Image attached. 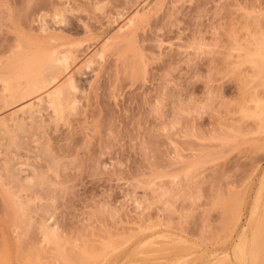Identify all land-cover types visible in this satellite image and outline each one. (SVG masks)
Segmentation results:
<instances>
[{"label":"rangeland","instance_id":"374dc122","mask_svg":"<svg viewBox=\"0 0 264 264\" xmlns=\"http://www.w3.org/2000/svg\"><path fill=\"white\" fill-rule=\"evenodd\" d=\"M143 1L0 0L1 78L43 49H73L77 63L103 49L89 66H77L78 105L69 119L54 124L45 112L48 127L30 124L17 149L0 131V264H37L32 254L62 264L68 253L86 246L99 253L108 241L115 243L102 264H144L134 247L150 236L175 247L152 264H189L176 255L188 246L201 257H190L194 264L228 255L230 264L241 263L232 258L239 230L228 217L247 196L246 224L264 172V121L254 101L264 100V81L251 61L260 58L248 54L264 38V0ZM58 9H65L63 21ZM136 11V22L120 31ZM2 85L6 124L30 97L9 101ZM42 140L57 163L35 151ZM8 163L23 177L42 165L50 185L26 190L7 177ZM44 220L61 237L64 261L44 241Z\"/></svg>","mask_w":264,"mask_h":264},{"label":"bare ground","instance_id":"6f19581e","mask_svg":"<svg viewBox=\"0 0 264 264\" xmlns=\"http://www.w3.org/2000/svg\"><path fill=\"white\" fill-rule=\"evenodd\" d=\"M145 1V0H144ZM143 1V2H144ZM145 3V2H144ZM155 3V1H154ZM158 3V2H157ZM150 4V3H149ZM151 5V4H150ZM103 7V5L101 6V8ZM65 9H58L55 13V18L57 19H62L63 21V18H64V11ZM138 10V9H137ZM144 11V10H143ZM45 14V13H44ZM45 16H47L45 14ZM44 17V16H43ZM139 17V11H136L135 14L131 15V16H127L125 19H124V23L122 25L119 26V30L120 31H124L125 29H128L130 28L137 20V18ZM54 18V17H53ZM42 19V18H41ZM44 20V19H43ZM45 24H43L44 26ZM118 27V25H117ZM43 28V27H42ZM42 30V29H41ZM43 30H46L45 28H43ZM261 35V33H260ZM257 34V36H260ZM263 35V34H262ZM264 36V35H263ZM252 37V36H251ZM255 37V36H254ZM252 38L253 40L255 38ZM259 38H262L260 41H259V45H255L256 42V39L254 40V47L255 46H258L255 47L254 49V52H250L248 53L250 56L251 54L253 55H257V57H259L260 59H255L254 58H251L253 60V65L254 67L257 69V73L260 74V75H257L258 78H260L259 76H261L262 78L261 81H264V38L261 36ZM116 39V38H115ZM258 39V37H257ZM53 40V39H52ZM107 42V39H105ZM114 40V39H113ZM250 40V39H249ZM115 41V40H114ZM110 42V40H109ZM108 42V43H109ZM250 42V41H249ZM253 42V41H251ZM102 44V43H101ZM248 44V43H247ZM252 44V43H250ZM25 43H24V47H25ZM79 45V44H78ZM106 45V44H105ZM253 45V44H252ZM23 46V44H22ZM65 46V45H64ZM63 46V47H64ZM68 46V45H67ZM108 46V45H107ZM246 46V45H245ZM66 47V46H65ZM251 47V46H250ZM250 47H247L248 49ZM67 48V47H66ZM75 48V47H73ZM62 49V48H61ZM59 50L58 48H47V49H43L41 51H38L37 53H35L34 55H31L29 57H26V59L24 57H22L23 59V62L22 65H20L21 63H19V61L21 60V56H24L22 53V55L19 57V61H18V65H20L16 70V66H14L15 68H12L14 69L13 71V75H9V77H5V78H1V81L3 83V88L4 90L8 93V99L9 101L11 100L12 102L13 101H17L16 104L18 103L19 100L17 99H25L27 98L28 96L30 97V102L24 106H20L18 109H16V111H14L12 114H11V117L9 119V123L6 122L3 123L4 121L1 119L0 120V131H4L3 133L5 134V136H7L6 138H9V140H11L12 142V145L14 147H16V149L19 147L18 143L20 142L19 141V138L22 136L21 133L23 134H26L28 131H27V128L28 126L31 124L33 125L34 127V124L36 125H41L40 126V129L42 127V129L44 130L45 127H48L49 123H53L54 124H57L59 123L60 121H64V120H67L69 119V116L75 111V107L76 105H78V98H77V92H79L80 88H79V85H78V79L76 77V72L79 71L78 69L80 67H82L84 64L89 66L90 63H93V58L96 56V55H99L100 54V57L102 56V51L101 53L100 52H97V51H93L94 53H91L90 55H88L87 57L83 58V60H81L79 63H77L75 60H77V58L75 59V56L73 55V52L71 50V53L70 51H65L63 52L64 50ZM94 49V48H93ZM251 49V48H250ZM253 49V47H252ZM24 51V50H23ZM22 51V52H23ZM27 51V50H26ZM25 52V51H24ZM28 52V51H27ZM26 53V52H25ZM75 53V52H74ZM27 55V54H26ZM252 55V56H253ZM86 56V55H85ZM17 57V56H16ZM79 58V57H78ZM25 59V60H24ZM95 59V58H94ZM97 60V58H96ZM12 61V60H11ZM25 61V62H24ZM8 63V62H7ZM17 64V60L15 62ZM14 63V64H15ZM24 63V64H23ZM74 63V66H72ZM15 64V65H16ZM80 64H83L82 66ZM95 64V63H94ZM17 65V66H18ZM80 65V66H78ZM79 68H78V67ZM77 67V68H76ZM85 70V68H84ZM9 72V70L7 71ZM263 79V80H262ZM263 85H264V82H262ZM1 91V90H0ZM4 91V92H5ZM2 93V91H1ZM1 95H5L4 94H1ZM7 95V94H6ZM3 97V96H2ZM255 101V104H256V107L258 109V112H256V115H258L259 117V120L261 123H263L264 121V100H257L256 98L254 99ZM8 102V101H7ZM6 102V103H7ZM11 102V103H12ZM10 103V104H11ZM9 104V105H10ZM12 105V104H11ZM260 110V111H259ZM47 112L49 115H50V122L46 120H44V113ZM245 114V113H244ZM255 114V113H254ZM49 122V123H48ZM9 124V125H8ZM264 124V123H263ZM262 124V125H263ZM30 125V126H31ZM32 127V126H31ZM50 127V126H49ZM38 128V127H37ZM46 129V128H45ZM49 129V128H48ZM42 131V130H41ZM31 133V132H30ZM42 133V132H41ZM46 133V132H45ZM44 133V134H45ZM3 134V135H4ZM29 134V133H28ZM46 135V134H45ZM28 136V135H27ZM25 137V136H24ZM8 140V141H9ZM19 141V142H18ZM44 141V140H42ZM10 142V141H9ZM14 143V144H13ZM9 144V143H8ZM38 145H40V149L38 148V150H35L37 151L38 153L40 152L41 155L44 156V158H46V160H50V162H52V164L54 163H57V157H55L56 155L54 154V152L52 151L53 149L50 148V145H49V141H44L42 143L39 144V142L37 143ZM10 145V144H9ZM37 145V146H38ZM13 147V149H14ZM21 147V146H20ZM12 148V146H11ZM10 150V149H9ZM36 152V153H37ZM35 153V152H34ZM36 155V154H35ZM38 155V154H37ZM41 157V156H40ZM43 158V157H42ZM11 161V160H10ZM22 161V160H21ZM13 162V161H11ZM27 162V161H26ZM18 163V162H17ZM15 163V164H17ZM20 164H22L20 161H19ZM25 163V162H24ZM25 166H27L26 164H24ZM34 163V162H32ZM6 164V162H5ZM15 164L14 165H11V163L8 165H6L5 167V170H6V173H7V177L10 176L12 178V180L14 181H17L18 183H20L23 187L27 188L26 190H34L36 191V189H39L42 190V189H45L46 186L49 184L50 185V182L51 180L49 181V176H47L45 174V172H43V170L41 171V167L38 165V166H32L33 167V171H32V174L31 175H27L25 177L22 176L23 173L20 174V172H22L21 169L18 170L19 173H17L15 170ZM28 164V163H27ZM31 164V163H30ZM29 164V165H30ZM59 164V163H58ZM19 166V165H18ZM23 166V167H25ZM53 166V165H52ZM15 167V168H14ZM22 167V166H21ZM31 167V166H30ZM55 167V166H54ZM24 169V168H23ZM25 170V169H24ZM32 170V168H31ZM26 171V170H25ZM45 171V170H44ZM4 173V174H6ZM3 174V175H4ZM27 174H30V173H27ZM6 177V179H7ZM9 180V179H8ZM11 180V182H12ZM16 182V183H17ZM13 183V182H12ZM11 183V184H12ZM15 183V182H14ZM52 184V183H51ZM16 185V184H15ZM14 186V184H13ZM258 190L256 191L257 194H256V199L254 198L255 200V204L252 205V209L250 208V212L248 214V219H247V222H245L246 224L242 223L241 221L242 220V216L245 214V204L247 202H245V199L248 197L246 196V198L244 199V197H240V199L238 200V204L236 205V201L234 202L235 205L233 208L230 209V212L228 210V212L230 213V216L228 217L229 219V223H230V229L232 230H239V234H238V237H236V242H234L233 244V248H232V253H233V259L236 260V262L234 263H238V262H241L240 264H257V261L258 259L260 258V255L262 252H264V210H262V208L264 207V172H263V175L260 179V184L258 183ZM21 186H19L20 188ZM24 188V189H25ZM51 188V187H50ZM11 189V188H10ZM21 189V188H20ZM23 189V190H24ZM48 189V188H47ZM9 191V190H8ZM11 191V190H10ZM36 191V192H38ZM32 192V191H31ZM10 193V192H9ZM14 193V192H13ZM13 193H10L11 195H13ZM41 193V192H40ZM35 194V193H34ZM245 194V193H244ZM243 194V196H244ZM238 195V194H237ZM247 195V194H246ZM10 196V195H9ZM16 196V194H15ZM19 196V195H18ZM39 196V195H38ZM249 196V195H248ZM12 197V196H11ZM37 197V196H36ZM15 198V197H14ZM13 198V199H14ZM17 201L19 200L18 198H15ZM14 199V200H15ZM22 199V198H20ZM24 199V198H23ZM237 199V198H235ZM253 200V202H254ZM20 201V200H19ZM18 201V204L20 202H22L23 204L26 202L23 200L19 202ZM21 203V204H22ZM16 204V202H15ZM17 204V205H18ZM15 205V207L17 206ZM20 205V204H19ZM26 205V204H25ZM263 206V207H262ZM228 207V206H227ZM19 208H22L24 209L21 205ZM18 208V209H19ZM27 209V208H26ZM25 210V209H24ZM26 211V210H25ZM24 211V213H25ZM29 211V210H27ZM26 211V212H27ZM17 212V211H16ZM23 213V211H22ZM47 213V212H46ZM29 214V213H27ZM50 214V213H49ZM24 218L26 217V213L25 215H23ZM245 216V215H244ZM28 217V216H27ZM26 219V218H25ZM27 220V219H26ZM25 220V221H26ZM29 220V219H28ZM27 220V221H28ZM21 221V220H20ZM25 223V222H24ZM29 223V222H28ZM41 223V222H40ZM244 224V225H243ZM30 225H28V228H29ZM40 228L42 230V235L44 237V241L46 243H50V244H54L56 245V251H57V254H58V257L59 258H63V253L67 252L65 251V248L63 249V245L61 244V237L59 236V233L58 231H56L55 229H52L50 227H48L46 225V222L44 220V222H42L40 224ZM39 228V229H40ZM143 228V227H142ZM30 231V230H29ZM161 236H164V234H161ZM42 237V236H41ZM63 239V238H62ZM150 239V240H148ZM104 241V240H103ZM28 243V242H27ZM111 243V245H110ZM115 242H112V241H108V242H104V248L106 250L104 252V249H101V251H99L98 253V250H96V248H93L92 250L90 249L87 250V246L84 247L83 250H85L84 252H80V254L78 253V255L74 254V257L72 256H69V254L71 253H68L67 254V258H65V261L64 259H62L64 262V264H102V262L104 261L103 259H105L104 257L108 256L107 254L105 253H108L110 248H113L112 246L114 245ZM138 243V242H137ZM150 243V244H149ZM151 243H155V245L157 244V242H153V240L151 241V236L150 238L148 237L147 239L145 238V240H141L138 245H135L137 246L134 247L135 249H137L136 251L139 250L140 254H142V259H146V262H144V264H152L151 262H156L159 260L160 258V255L159 254H164V252H167V251H172L173 249H175L174 246L170 247V246H165L164 244H160V242H158L159 244H157V246L155 247V245L151 244ZM25 244V243H24ZM83 244V243H82ZM109 244V245H108ZM31 245V244H30ZM29 245V246H30ZM53 245V246H54ZM65 245V244H64ZM87 245H89L87 243ZM116 245V244H115ZM146 245L147 247L149 246L150 248L154 246V248H151V249H146V250H140L138 248H141L144 247L146 248ZM172 245V244H171ZM63 246V247H62ZM119 246V245H118ZM21 247V246H20ZM148 247V248H149ZM30 248V247H29ZM35 248V247H34ZM117 248V247H116ZM193 248V247H192ZM23 249V248H22ZM28 249V248H27ZM182 249V250H181ZM30 249H28L29 251ZM39 250V249H38ZM68 250V248H67ZM82 250V249H81ZM82 250V251H83ZM108 250V252H107ZM114 250V249H113ZM116 250V249H115ZM119 250V249H118ZM191 250V247L188 246V247H184L183 248H180L178 250V253H176V255H178V261L180 262H186L184 260H187L188 262H190L189 264H194L193 262H196V260H198L199 258L197 256H199V254L196 256H192L193 255V251H190ZM36 251V250H34ZM33 251V252H34ZM55 251V253H56ZM60 251V252H59ZM71 251V250H70ZM79 251V250H78ZM95 251V252H94ZM112 252V250H110ZM146 251V252H145ZM39 252V251H38ZM37 252V253H38ZM41 252V251H40ZM74 252V251H73ZM110 252V253H111ZM117 253V251H115ZM138 252V253H139ZM169 252V253H170ZM61 255H60V254ZM81 253H83L81 255ZM135 253V252H134ZM39 254V253H38ZM66 254V253H65ZM158 254V257L157 258V255ZM175 254V253H174ZM173 254V255H174ZM22 255V254H21ZM19 254V256H21ZM34 255V261H38L36 262L37 264H43L40 260V256L38 258V256H35L37 254H32ZM56 255V254H55ZM112 254H110L111 256ZM114 255V253H113ZM144 255V256H143ZM168 255V254H167ZM171 255V254H169ZM227 255V254H226ZM23 256V255H22ZM24 256H25V252H24ZM28 256V255H27ZM26 256V257H27ZM57 256V255H56ZM64 256V257H65ZM79 256V258H78ZM109 256V257H110ZM163 255H161L162 257ZM232 256V255H231ZM24 257V258H26ZM70 257V258H69ZM81 257V258H80ZM133 257V256H132ZM168 257V256H167ZM191 258H194L196 257V260L192 262L193 259H190ZM200 257V256H199ZM224 256V258H219L216 262H214L213 264H229L230 263H233L231 262V260L229 261V255L228 257ZM20 258V257H18ZM29 258V257H28ZM27 258V259H28ZM38 258V259H37ZM55 258V257H54ZM72 258V259H71ZM79 260H78V259ZM108 258V257H107ZM134 258V257H133ZM189 258V259H188ZM198 258V259H197ZM201 258V257H200ZM23 259V257L21 258V260ZM31 259V258H30ZM30 259H28L30 261ZM33 259V257H32ZM36 259V260H35ZM109 259V258H108ZM150 259L151 261L149 262ZM158 259V260H157ZM175 259V258H174ZM223 259V260H222ZM25 260V259H24ZM78 260V261H77ZM136 260V259H135ZM148 260V262H147ZM176 260V262H177ZM219 260H222V261H219ZM33 261V262H34ZM107 261V260H106ZM234 261V260H233ZM23 262V261H22ZM26 262V261H25ZM24 262V263H25ZM32 262V263H33ZM105 262V261H104ZM103 262V263H104ZM174 262V263H176ZM31 263V262H29ZM62 263V264H63ZM153 263V264H154ZM164 263V261L162 262V264ZM197 263V262H196ZM34 264V263H33ZM159 264V262H158ZM185 264V263H184Z\"/></svg>","mask_w":264,"mask_h":264}]
</instances>
